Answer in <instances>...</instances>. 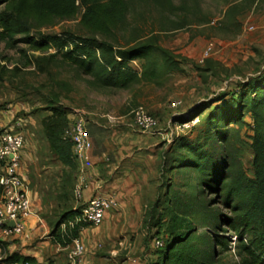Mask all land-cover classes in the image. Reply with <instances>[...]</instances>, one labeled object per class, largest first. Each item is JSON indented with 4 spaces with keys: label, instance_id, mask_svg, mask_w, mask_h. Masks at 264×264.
<instances>
[{
    "label": "rangeland",
    "instance_id": "1",
    "mask_svg": "<svg viewBox=\"0 0 264 264\" xmlns=\"http://www.w3.org/2000/svg\"><path fill=\"white\" fill-rule=\"evenodd\" d=\"M169 1L167 4L153 0H127L128 13L124 22L114 28L108 37L98 36L116 46H126L134 40L151 41L177 57L178 71L157 82H143L128 90L96 87L89 77L80 75L72 66L61 61L60 54L54 49L33 52L23 44L8 49L0 42V124H8L10 114L25 121L26 144L21 153V166L39 218L48 226L73 208L76 175L69 173L48 151L40 121L49 114L50 107L63 108L69 121L80 118L86 124H97L102 136L99 144L108 148L129 144L134 131L132 120L135 109L141 107L157 120L158 125L152 134L137 133L147 140L153 139L148 142L154 146L155 154H159L162 162L161 187L152 203L153 206L157 201L158 205L144 221V224L147 223L146 229L143 228L147 233L143 244L146 264L157 260L154 239L164 243L167 240L164 234L167 218L163 216L166 185L170 196L171 191H187L182 187L187 178L189 182H194L193 171L170 169L172 162L164 164L165 159H172L178 152L185 153L184 150L173 151L174 143L181 138L189 145L204 144V120L209 110L201 111L196 117V125L189 132L177 130L179 122L175 121L187 117L199 103H210L224 97L228 100L239 85L250 81L264 69V31L259 29L264 21V0ZM82 13L83 9L79 7L74 20L58 22L53 27L42 29L41 33L62 37L69 34L84 36L86 33L79 25ZM250 26L255 30H248ZM209 44L213 45V49L205 56ZM50 55L54 57L48 60ZM38 59H42L40 65L47 64L45 73L35 70L33 64L26 65L27 60L35 62ZM138 65L137 61L132 64L134 68ZM176 100H181L182 106L169 110L170 102ZM214 107L216 105L211 109ZM243 120L245 124L232 134L235 135L232 143L245 174L252 177L249 145L253 124L247 111ZM88 130L95 138L94 127L89 126ZM220 145V142L208 141L203 150L213 153L214 149L215 153H219ZM108 157L107 163H111L112 158ZM201 198L211 200L209 205L227 214L206 190ZM30 219L23 220L25 226ZM218 229L217 233L228 236L232 241L231 250L222 256L223 262L237 263L235 237L224 226ZM132 234L131 241L139 233ZM110 248L103 245L98 251L103 253ZM113 249H119L117 244ZM128 251V248L121 250L114 264H121L119 261L125 258ZM129 259L138 263L134 257Z\"/></svg>",
    "mask_w": 264,
    "mask_h": 264
},
{
    "label": "trees",
    "instance_id": "2",
    "mask_svg": "<svg viewBox=\"0 0 264 264\" xmlns=\"http://www.w3.org/2000/svg\"><path fill=\"white\" fill-rule=\"evenodd\" d=\"M153 1L170 3L169 0ZM79 7L83 9L79 25L86 35L62 37L41 33L42 29L58 22L74 20ZM127 13V0H0V42L8 49L17 44L33 52L54 49L61 61L89 77L98 88L128 90L143 82H157L178 71L177 57L154 42L134 40L126 46H116L98 38L108 37L124 22ZM53 57L50 55L48 60ZM40 60H27L26 65L33 64L35 70L45 73L47 64L40 65ZM136 61L138 68L132 66ZM214 105L216 107L211 109ZM202 110H209L204 120V144H200L198 138V143L189 145L181 138L174 143L173 151L184 150L185 153L178 152L164 162H172L170 169L190 170L195 176L194 182L187 178L182 185L187 189L185 193L171 191L168 196L166 185L163 216L167 218L164 228L167 240L162 241L161 248H155L157 260L152 264H227L222 256L231 250L232 241L217 233L220 226L235 237L234 249L239 260L228 264H264V69L239 85L228 100L224 97L199 103L187 117L175 122L190 121ZM48 111L40 121L48 151L69 173L76 174L71 144L63 138L69 123L68 114L56 106ZM245 111L253 124L249 145L252 177L245 174L232 143L235 136L232 134L245 124ZM208 141L221 143L220 152H216L218 156L214 149L213 153L203 150ZM205 190L227 214L209 205L211 200L201 198ZM157 205L156 201L147 215ZM78 214L79 209H71L49 226V237L54 244L68 248L81 230L88 227L84 223L69 225ZM7 246V242L0 240V264H37L33 258L7 252ZM42 264L54 263L49 259Z\"/></svg>",
    "mask_w": 264,
    "mask_h": 264
},
{
    "label": "crops",
    "instance_id": "3",
    "mask_svg": "<svg viewBox=\"0 0 264 264\" xmlns=\"http://www.w3.org/2000/svg\"><path fill=\"white\" fill-rule=\"evenodd\" d=\"M89 126L94 127L95 138H92ZM96 126L87 123V131L93 146L91 152L93 168L85 173L86 187L83 198L79 202L74 201L73 208L82 205L94 195H104L112 191L116 193L119 206L105 215L99 227H86L81 230L77 239L86 248L83 264H114L120 256L119 252L126 251L127 248L129 251L125 258L119 261L121 264H136L130 262V257L137 259V264H146L143 244L147 234L144 229L147 225L144 221L161 187V159L159 154H155L154 146L148 142L153 139L147 140L146 137L139 136L137 133H143L136 130L133 123L134 131L129 144L110 148L99 144L102 136ZM109 155L112 162L106 163L104 158ZM33 209L39 214L35 200ZM136 231L139 234L131 241L132 233ZM49 232V226L39 218V215L38 218L33 217L16 239L4 240L8 243L6 250L9 253L17 252L33 258L37 264L46 263L49 259L54 264H67V248L54 244ZM121 237L122 239H119ZM116 244L119 249H113ZM103 245L110 246V250L103 253L98 251ZM1 256L0 251V258Z\"/></svg>",
    "mask_w": 264,
    "mask_h": 264
},
{
    "label": "built area",
    "instance_id": "4",
    "mask_svg": "<svg viewBox=\"0 0 264 264\" xmlns=\"http://www.w3.org/2000/svg\"><path fill=\"white\" fill-rule=\"evenodd\" d=\"M259 29L264 31V21ZM248 30H255L250 26ZM213 49L209 44L205 51L207 56ZM182 106L181 100L170 102L169 110H175ZM9 123L0 124V240L16 239L25 229L24 219L38 218V213L33 209V199L28 188L27 177L21 166V153L26 144L25 132L23 130L25 121L8 115ZM133 126L143 134H152L156 129L157 120L139 107L133 111ZM197 123V118L178 123L176 129L180 132H189ZM63 138L71 144V152L77 164L73 196L76 202L83 198V191L86 187L85 173L93 168L92 142L87 131V124L84 120L77 118L69 121ZM107 163L108 157L104 158ZM119 202L114 191L104 195L97 194L89 198L82 205L73 208L79 209V214L69 225L84 223L90 227H99L105 215L117 209ZM9 222H13L10 227ZM64 228V225H62ZM155 248H161L163 242L155 239ZM67 250V264H83L86 253L85 245L79 240L72 241Z\"/></svg>",
    "mask_w": 264,
    "mask_h": 264
},
{
    "label": "water",
    "instance_id": "5",
    "mask_svg": "<svg viewBox=\"0 0 264 264\" xmlns=\"http://www.w3.org/2000/svg\"><path fill=\"white\" fill-rule=\"evenodd\" d=\"M10 227H13V222H9L8 224Z\"/></svg>",
    "mask_w": 264,
    "mask_h": 264
}]
</instances>
